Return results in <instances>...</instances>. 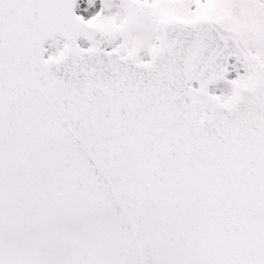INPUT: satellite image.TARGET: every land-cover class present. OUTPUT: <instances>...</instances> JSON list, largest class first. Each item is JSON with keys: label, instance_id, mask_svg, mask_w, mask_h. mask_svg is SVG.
<instances>
[{"label": "snow or ice", "instance_id": "6c2138e0", "mask_svg": "<svg viewBox=\"0 0 264 264\" xmlns=\"http://www.w3.org/2000/svg\"><path fill=\"white\" fill-rule=\"evenodd\" d=\"M0 264H264V0H0Z\"/></svg>", "mask_w": 264, "mask_h": 264}]
</instances>
